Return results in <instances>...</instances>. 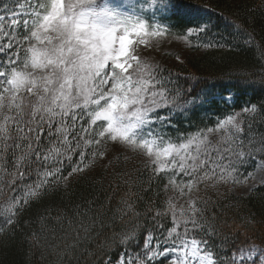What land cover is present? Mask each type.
<instances>
[{
  "label": "snow or ice",
  "instance_id": "obj_1",
  "mask_svg": "<svg viewBox=\"0 0 264 264\" xmlns=\"http://www.w3.org/2000/svg\"><path fill=\"white\" fill-rule=\"evenodd\" d=\"M127 6L131 12L100 0H13L11 6L0 0V233L15 231L23 213L50 191L106 159L111 143L143 155L152 175L167 179L164 191H178L184 203L178 207L169 196L163 211L150 207L141 214L122 198L121 220L132 219L111 235L94 201L84 211L75 205L67 228V212L45 205L30 223L39 225L30 233L33 246L56 221L60 235L51 229L49 247L59 264H264V224L259 236L247 226L254 220L225 234L227 222L218 226L217 211L222 185L254 179L252 173L241 179L240 167L251 162L264 171V104L245 106L175 141L167 136L174 118L208 98L174 83L170 70L136 48L166 39L168 27L153 18L180 5L150 0L152 16L144 4L137 14L135 0ZM231 26L245 34V43L255 42L244 24ZM210 30L200 21L187 26L183 38ZM205 47L223 45L209 41ZM259 75L264 86V68Z\"/></svg>",
  "mask_w": 264,
  "mask_h": 264
},
{
  "label": "trees",
  "instance_id": "obj_2",
  "mask_svg": "<svg viewBox=\"0 0 264 264\" xmlns=\"http://www.w3.org/2000/svg\"><path fill=\"white\" fill-rule=\"evenodd\" d=\"M143 1L150 3V0ZM7 2L11 6L13 0ZM176 2L180 7L174 13H156L168 27L170 35H185L187 26H195L200 21L208 22L211 30L207 35L191 36L194 44L187 51L173 48L171 51L159 52L153 61L173 73L174 83L192 88L202 97L207 96L208 102L185 114L186 119L184 115L174 118L169 128L176 130L195 128L201 124L214 125L215 119L221 116L238 113L250 104H264V86L260 84L259 75L264 68V0ZM234 22L244 24L255 42L245 43V34L231 26ZM209 41L219 42L223 47H205ZM177 56L181 57L182 62L177 61ZM241 73L255 75L243 81L237 79ZM226 97H231L232 102L228 103ZM255 127L260 129L259 124ZM164 184V179L154 177L148 169L131 159L122 158V155L114 156L107 164H94L84 173L70 177L66 185L61 183L58 190L50 191L42 202L23 213L21 224L15 231L0 233V264H59L49 247L54 239L50 234L51 229L60 235L56 221H52L49 232L40 236L37 246L31 242V231L39 229V225L30 226L31 220L45 205L67 212V219L63 223L64 228H67L68 220L74 219L75 205H82L81 211H84L88 208L87 201H94L93 210L106 213V223L109 224L106 235H111L113 230L119 231L122 224L132 219L129 214L121 220L122 210H126L121 203L122 198L128 199L141 214L150 207L153 211H163L167 198L172 196L164 191ZM220 191L224 195L218 200V226L227 222L223 232L230 233L237 225H247V221L254 220V226H247L252 227L258 236L261 235V225L264 224V184L257 185L249 194H235L225 186ZM208 195L214 201L217 200L214 192L209 191ZM145 222L140 220V223Z\"/></svg>",
  "mask_w": 264,
  "mask_h": 264
},
{
  "label": "rangeland",
  "instance_id": "obj_3",
  "mask_svg": "<svg viewBox=\"0 0 264 264\" xmlns=\"http://www.w3.org/2000/svg\"><path fill=\"white\" fill-rule=\"evenodd\" d=\"M101 3H108L112 6H120L122 11H128L131 12L132 9H130L127 6V0H101ZM143 1V0H142ZM135 3L137 5L136 7V13L139 14L142 9L140 7L141 4L145 5V9L144 11H147L148 16H152V10H149L146 8V5L148 3H138L137 0H135ZM147 18V17H145ZM156 22L158 21V18L155 17L153 18ZM152 22V21H150ZM160 23V22H159ZM186 36L185 35H181V36H177V35H168L166 39H158V38H153L150 42L149 45L146 47L143 46H138L136 48V51L139 52V54L144 57L145 59H149V60H155V58L157 57L156 55L159 54V52H163V51H171V49L175 48L178 50H184L187 51V49H189L191 47V44H194V41L191 39V37H188L187 39H184L183 37ZM163 54V53H162ZM226 100L228 103L232 102V98L231 97H226ZM235 113H230L227 115H232ZM227 115L221 116L217 119H215V123L220 119L225 118ZM185 116V115H184ZM186 119V116H185ZM183 121H185L183 119ZM214 125H203L201 124L200 126H197L195 128H183V129H176L173 130L172 128L167 127L165 129V132L167 134V136L171 137L174 141L178 138V137H183V136H187L189 134L195 133L197 132L199 129H203L206 127H213ZM106 151L108 152V157L106 159H104L103 161L97 160L94 164H107L109 162V159H112L114 156H118V155H122V158H128L131 159L132 161L136 162L139 164V166L144 167V169H148L150 173H152L151 171V166L146 167L147 164V160L143 155H140L138 153H134L128 150H125L122 147H116L113 148V146L111 145V143H109L106 146ZM88 161H86L87 163ZM93 164V165H94ZM70 170H65V175H67V172ZM240 173H241V179H243V175L247 174V173H252L254 179H251L247 185L244 184H232L229 183L227 185H222L223 187L225 186V188H228V190L232 191L235 194H249L252 192V190L257 186L260 185V179L261 177H264V171H261L259 168H254L253 164L251 162H249L248 164L240 167L239 169ZM179 177L177 178L178 182H179ZM164 183H167V179H164ZM66 185V184H65ZM252 185H255L254 188H252L251 191H248L247 188L252 187ZM221 186V187H222ZM172 194V196L175 197V201L177 203V206L179 207L180 204L184 203V200L186 199V197L181 198L179 197V193L177 192H173V190L170 188L168 191V195ZM167 206V204H166Z\"/></svg>",
  "mask_w": 264,
  "mask_h": 264
}]
</instances>
